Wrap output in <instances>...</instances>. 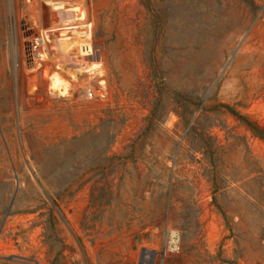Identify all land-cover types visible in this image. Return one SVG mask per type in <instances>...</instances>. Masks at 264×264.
Returning <instances> with one entry per match:
<instances>
[{
  "label": "rangeland",
  "instance_id": "374dc122",
  "mask_svg": "<svg viewBox=\"0 0 264 264\" xmlns=\"http://www.w3.org/2000/svg\"><path fill=\"white\" fill-rule=\"evenodd\" d=\"M221 104L264 126V0H0V264H157L167 228L164 264H264V141Z\"/></svg>",
  "mask_w": 264,
  "mask_h": 264
},
{
  "label": "built area",
  "instance_id": "2783aa9c",
  "mask_svg": "<svg viewBox=\"0 0 264 264\" xmlns=\"http://www.w3.org/2000/svg\"><path fill=\"white\" fill-rule=\"evenodd\" d=\"M43 2H48V0H39ZM66 2L71 0H65ZM56 3V2H52ZM87 24L83 23L84 30H86ZM53 39L52 34L46 31H39L32 36L31 39V47L34 53H38L40 55H45L47 57V47H50L51 40ZM181 250V233L178 229L167 228L163 234L159 257L157 260V264H164V258L168 255H174L179 253ZM143 264H155L154 259L151 260H143Z\"/></svg>",
  "mask_w": 264,
  "mask_h": 264
},
{
  "label": "trees",
  "instance_id": "16d2710c",
  "mask_svg": "<svg viewBox=\"0 0 264 264\" xmlns=\"http://www.w3.org/2000/svg\"><path fill=\"white\" fill-rule=\"evenodd\" d=\"M225 109L226 112L229 113L230 115H233L235 118L240 120V122L248 129L251 131V133L254 136L259 137L264 141V126L260 125L258 122L255 120H252L248 118L247 116L239 113L232 107H230L227 104H221ZM212 141L208 143V146H205L204 148L207 149L208 152L213 153L217 149L221 148V145L217 146L216 139L211 138ZM262 234H264V228L261 229ZM262 239L264 240V235L262 236Z\"/></svg>",
  "mask_w": 264,
  "mask_h": 264
},
{
  "label": "bare ground",
  "instance_id": "6f19581e",
  "mask_svg": "<svg viewBox=\"0 0 264 264\" xmlns=\"http://www.w3.org/2000/svg\"><path fill=\"white\" fill-rule=\"evenodd\" d=\"M54 5V4H53ZM63 7V5H60V7ZM61 7V8H62ZM68 10H71V9H76V8H66ZM63 10V9H62ZM65 12V11H64ZM62 13V12H61ZM84 13V12H83ZM66 16V15H65ZM61 17V16H60ZM73 17L75 20H80V19H84L82 18L81 14H78L77 11L75 10L74 14H73ZM84 17V16H83ZM67 20V19H65ZM68 22V21H66ZM79 22V21H78ZM66 24V23H65ZM76 24V23H75ZM64 26V25H63ZM83 27V25H69V26H64L62 28H60V31L62 32H58V36L59 35H65L64 33V30H71L70 33H72L71 35L77 40L80 38V35H79V32H81L82 34L85 33L86 31L84 30L85 27H83V31H79L78 28H81ZM56 91L58 92V94L60 95H67L68 94V91H67V88L65 87L64 84H61L59 85L57 88H56Z\"/></svg>",
  "mask_w": 264,
  "mask_h": 264
}]
</instances>
